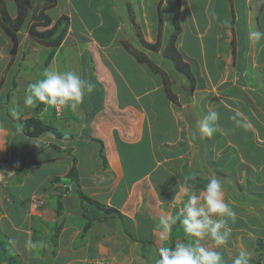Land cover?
Returning <instances> with one entry per match:
<instances>
[{"label":"crops","instance_id":"obj_1","mask_svg":"<svg viewBox=\"0 0 264 264\" xmlns=\"http://www.w3.org/2000/svg\"><path fill=\"white\" fill-rule=\"evenodd\" d=\"M11 3L15 6V0ZM45 12L54 21L69 14L70 24L59 46H41L54 54L41 72L31 68L27 86L46 70L62 72L66 62L58 52L68 47L80 63L71 71L94 90L85 93L76 110L41 102L35 108L20 106L23 76L3 80L12 41L0 39V91L8 92L6 82L11 83L8 94L21 91V100L19 94L13 100L23 114L14 118V109L10 115L0 110V229L13 247L5 252L0 247L1 252H14L20 264L87 259L155 264L158 251L151 254L145 246L174 248L184 235L177 223L168 239L159 238L161 217L183 210L185 180L194 177L188 186L199 193L215 176L237 219L224 217L231 229L226 243L218 245L207 236L200 243L220 253L224 264H232L241 248L254 258L257 245L264 243V38L250 40L249 34L264 32V0H57ZM119 22L128 43L119 40ZM175 32V45L195 78L193 88L163 53ZM139 36L147 43L162 40L159 51L167 69L162 64L163 72L152 68L151 48ZM209 111L219 114L211 137L197 124ZM236 111L243 113L248 129L230 119ZM33 116L51 130L27 135L24 121ZM31 159L30 170L22 172ZM88 218L100 220H92L84 233ZM36 227L42 236L47 232L41 228H50L48 236L56 228L57 244L51 236H39L34 245ZM80 235L87 237L84 245L78 244Z\"/></svg>","mask_w":264,"mask_h":264},{"label":"clouds","instance_id":"obj_2","mask_svg":"<svg viewBox=\"0 0 264 264\" xmlns=\"http://www.w3.org/2000/svg\"><path fill=\"white\" fill-rule=\"evenodd\" d=\"M261 38H264V32L259 30L249 34L250 40L259 41ZM93 90L94 85L74 71L46 70L42 79L27 86L23 103L25 107H35L39 101L47 106H67L76 110L83 102L85 93ZM22 115L19 111L12 112L14 118H21ZM218 119V112L209 111L202 120L197 121L200 133L211 137L218 131ZM230 119L238 127L248 129L250 126L240 111H236ZM189 179L195 178L189 177L185 180L183 194L187 200L184 202L182 212L179 215L161 217L163 230L159 238L168 239L173 226L177 223L182 225L184 235L175 242L174 248L160 247L159 258L155 260V264H224L220 253L206 249L200 241L207 236L218 245L226 243L231 229L224 217L235 222L237 214L224 200L221 180L215 176L210 177L203 189L197 193L188 186ZM213 215H218L221 219H213ZM189 237L198 239L190 242ZM249 259L250 253L241 248L232 264H249Z\"/></svg>","mask_w":264,"mask_h":264},{"label":"rangeland","instance_id":"obj_3","mask_svg":"<svg viewBox=\"0 0 264 264\" xmlns=\"http://www.w3.org/2000/svg\"><path fill=\"white\" fill-rule=\"evenodd\" d=\"M20 2H22V5H21L22 9L23 10L27 9V11L29 13L28 19L31 20V18H32L31 23H29L26 26H28V28H29L32 25H37L36 29L39 30L40 32H43V35L46 36L47 31L50 30L53 25H46V22H44V18L41 15V12L43 11L42 9H44L46 7L45 4H44V1H42V0H32V2L30 3V5H28V7H27L26 4L23 3V0H20ZM56 3H57V0H56L55 4ZM3 4L4 3L2 2V5ZM5 4H6V2H5ZM11 6H12L11 0H8V8L5 5L6 9H3L1 12H4L6 10V12L3 14L4 16L9 17V19L10 18L11 19H16L21 14L20 11H19V8H18V0H15L16 9H15V6H13V7H11ZM259 11H260V5L258 3V5L254 6V15L256 16ZM63 16H66L68 20L67 21L66 20H64V21L61 20L60 23H58L59 24V30H58L59 32H61L66 27V25H68V27H69V24H70V15L66 14V15H62L61 17H63ZM76 18L77 19L74 18L75 21H78V20L82 21L81 18H78V17H76ZM96 20H98V18H96ZM9 24H10V22H9ZM119 25H120L119 40L122 41V42L125 41L126 43H128L127 40H124L125 39V35H124L125 34V30H124V27L122 26L121 22H119ZM28 28L25 27L24 29H22L24 33H23V38H22V40L19 43V50H18V52L13 53L12 52V48L14 46V43H13L11 37H9L7 35V33L4 31V29L1 27V24H0V39H2V41L4 42L5 37L8 36L11 39V41H12L11 42L12 45L10 46V48H8V51H9L8 56H9V59H11V62L9 61V63H8L9 65H8L5 73L3 74V80H5V78L7 79V81L10 78H11V80H16V79L18 80V78H21L20 76H23V82H22L23 85H24L23 99H24V96H25V89H26L27 84H28V83H26V81L28 79L27 77L30 76V72H32V69H33V71H36L34 73L41 72L43 69L46 68V65L48 64V61H49L48 58L50 59V57H52V55L54 54V51L51 52V53H48V51L50 49H47L48 51L46 49H42L41 46H43V45L48 46V45L47 44H43L42 42H39L38 40H36V38L29 33ZM66 34H67V32H66ZM56 35H57V33H53V36H51V38H55ZM65 37H66V35H65ZM65 37H64V39H65ZM139 37H141L140 40L143 43H145L146 45L147 44H157L158 43V41L156 43H147L145 40H143L142 36H139ZM64 39L62 41H64ZM0 43H2V42L0 41ZM147 47L151 48L150 51H147V52L150 54L149 58H150V61H151L150 63H151L152 68L154 70H156V67H158L159 68L158 71L159 72H163L162 68H160L159 65L162 64V66H164V68H166L167 66H165L166 63H165V60H164V58L162 57V55H161V53L159 51V48H158V52H156L155 49L157 50V48H155V47H153L151 45H147ZM2 50L4 51V48L0 49V54L2 53ZM76 54H77L76 51H74L73 49H70L68 47L59 50L58 58L59 59H63V62H66V65H63L65 68H63V70L60 68L62 70V72H65V71H68V70H72V66L73 65L80 66L78 58H76ZM47 55H48V57H47ZM166 59H168V58H166ZM44 61H47L46 65L43 63ZM63 62H61V63H63ZM1 71L2 70L0 68V73H1ZM167 75L168 74L166 73V77H168ZM10 84L11 83L6 82L5 85H4V90L5 89H6L5 91L8 90L7 93L4 91L5 93L2 94V91H0V93L3 95V96L0 97V110L1 111L3 110L5 112H7V114H9V115H10L9 111L11 109H14L15 111H17L15 108H19L17 106V102L14 103L15 101L13 100V96L16 95V97H17V95L19 94L18 99H19V101L21 100V95H20L21 91L18 94H16L15 92H10V94H8L9 93ZM7 94H8V96L12 97V99L8 98ZM38 102L39 101H37V103ZM13 103H14V105H13ZM19 105L22 106V107H25L23 103H19ZM57 109L58 108H56V110ZM59 110H60V107H59ZM57 113L60 114V111H58ZM3 115H5V113ZM61 115H62V108H61V114L58 115V116H61ZM26 126L28 127V125H26ZM0 127H2V126H0ZM59 129L61 130V128H59ZM116 217H118V216H116ZM118 219H119V217H118ZM34 230L35 231L33 233V238H32V240H34L33 241L34 245L35 244H37V245L39 244V241L35 242V240L39 236L44 237L45 239H47V237L51 236V237H53V238H51V240L55 242V245L57 244L56 228H53L50 236H48V234L50 232L49 231L50 230L49 227L41 228L42 231H46L47 232L46 233L47 236L46 235L42 236V234L44 235V233H42L40 231V228H38V227H36ZM4 235H6V234L4 233V231L2 229H0V244L5 248V250H12L13 247L10 249L9 241H8L7 237L4 236ZM131 236H133V235H131ZM86 240H87L86 236L85 237H83L81 235L78 236V244L79 245H84ZM41 241H43V240H41ZM76 243H77V241H76ZM147 245H149V244H147ZM257 247H261L260 244H258ZM262 247H263L262 250L264 251V246H262ZM145 248L151 254H154L153 252H155V250H157L158 253H159V248H156V246H154V245H153V247L145 246ZM13 253L7 255L6 253L1 252V249H0V264H4L5 262H8V260L10 259L9 256L13 257V258H11L9 260L10 264H20V260L21 259H19V257H17L15 253L14 254ZM6 258H7V260H6ZM132 258L133 257L130 256L129 258H127V260H131ZM53 261L54 260H49L48 263L51 264V262H53ZM86 261L87 262L83 261V262H81L79 264H111L112 263L111 260H107V259H101V260L97 259V260H94V261L93 260L90 261V260L87 259ZM115 264H121V261H118Z\"/></svg>","mask_w":264,"mask_h":264},{"label":"trees","instance_id":"obj_4","mask_svg":"<svg viewBox=\"0 0 264 264\" xmlns=\"http://www.w3.org/2000/svg\"><path fill=\"white\" fill-rule=\"evenodd\" d=\"M42 1H44V4L46 6V7L44 6L45 8L42 9L43 11L41 12V15L44 18V22H46V25H53L52 28L47 31L46 36L43 35V32H40L39 30L36 29L37 25H32L29 28H28V26H26L29 23H31L32 18H31V20L28 19L29 13H28L27 9L26 10L22 9V6H21L22 2H20V0H18V8H19V11L21 14L16 19H11V18L9 19V17H6L3 15L6 12V10L4 12H1V11L3 9H6V7H5L6 4H5L4 0H0V24H1V27L4 29V31L7 33V35L9 37H11V39L14 43V46L12 48L13 53L18 52V50H19V43L22 40L23 33H24L22 29H24L25 27L28 28L29 33L32 36H34L36 38V40H38L39 42H42L43 44L59 46L61 44L62 40L64 39L66 32L68 30V25H66V27L61 32H59L58 31L59 30V24L58 23H60L61 20L67 21L68 20L67 17L63 16V17L59 18L58 20L54 21L53 18H51L45 12V10L47 7L54 5L56 0H42ZM2 2L4 3L3 5H2ZM31 2H32V0H23V3L26 4L27 7H28V5H30ZM9 22H10V24H9ZM176 23H177V21H176ZM53 33H57L55 38H51V36H53ZM175 41H176V32L172 33L169 36L165 48L163 47V53L167 57L172 59V61L175 63L176 68L179 71H181L189 79V81H191L192 88H193L195 85V78H194V75L191 71V67L186 61H184L182 54L180 53V51L177 49V47L175 45ZM161 42H162V40H159L157 44H148V45H151L155 48H159L162 46ZM140 59L142 62H149L146 55H144V56L141 55ZM158 70H159V68L156 67V71H158ZM170 96H171V93H170ZM24 124H25V129H24L25 133L27 135H30V136H37V135H39V134H41L47 130H51L50 128H48V126L44 122L40 121L35 116L25 120ZM26 125H28V127ZM30 127H33V130H31ZM33 164H34V160L31 159L26 164V166H23L22 168H20V170L22 172H27L30 170V168L32 167ZM77 172H78V169H77V164L75 162L74 166L72 167V171L70 172V175L75 177L77 175ZM80 195L82 197H84L82 194H80ZM93 202L98 207L104 209L105 211L111 210V208L103 206L102 204H100L97 201L93 200ZM114 212L117 215L121 216L119 211L114 210ZM92 220H100V219L99 218H95V219H89L88 218V222L84 228V233L88 231V229L92 223ZM58 229H60L59 226H58ZM260 246L261 247H259L256 250L257 255L254 258H251V260L255 261L256 264H264V251L262 250L263 249L262 246H264V243L261 242ZM0 247H2V249L5 252V248L1 244H0ZM9 260H8V263H10ZM251 260H249V261H251Z\"/></svg>","mask_w":264,"mask_h":264}]
</instances>
